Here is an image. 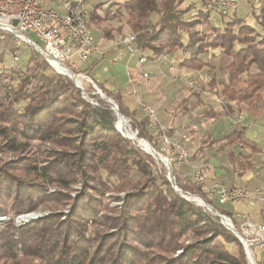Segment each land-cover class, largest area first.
Here are the masks:
<instances>
[{
	"label": "trees",
	"instance_id": "obj_1",
	"mask_svg": "<svg viewBox=\"0 0 264 264\" xmlns=\"http://www.w3.org/2000/svg\"><path fill=\"white\" fill-rule=\"evenodd\" d=\"M198 1L206 11L193 20L186 16L197 12L194 0L129 1L124 6L127 26L149 61L181 51L188 55L181 67L209 68L214 75L202 84V92L236 106L262 104L264 10L261 20L255 17L259 35L236 11L223 29L214 28V0ZM98 10L92 20L99 21ZM154 15L159 19L150 24ZM104 33L114 39L121 29ZM31 49L24 70L0 74V215L9 217L0 228V264H249L236 234L176 192L162 173L164 167L118 131L111 103L93 95L89 84L85 91L99 102L94 106L73 80L57 74ZM217 49V66L202 60ZM97 86L137 137L153 144L150 117L130 111L120 90ZM243 133L237 130L227 141L242 144ZM177 186L214 206L190 178L179 177ZM39 209L51 213L15 226V217Z\"/></svg>",
	"mask_w": 264,
	"mask_h": 264
},
{
	"label": "crops",
	"instance_id": "obj_2",
	"mask_svg": "<svg viewBox=\"0 0 264 264\" xmlns=\"http://www.w3.org/2000/svg\"><path fill=\"white\" fill-rule=\"evenodd\" d=\"M97 1L103 0H95L96 6ZM151 19L158 20L159 16L154 15ZM100 32L96 39L102 53L83 68V72L88 71V75H85L89 79L110 90H120L126 107L139 113V117H143L139 104L145 102L156 110L161 127L172 135H188L190 141L187 148L192 156V164L201 168L209 185L221 183L249 192L264 187V102L254 107L236 106L222 98L226 105V112L221 109L225 113L222 114L216 103L208 104V101H213L209 98L212 96L210 93L202 92L201 89L196 93L189 87V82L197 81V77L202 79L200 83H207L211 79L209 74L214 75L209 68L199 72L181 67V62L188 59V55L181 51L161 62L157 59L148 60L146 65L139 67L136 59L131 58L125 48L115 46L119 39L117 36L116 39H107L105 33ZM207 54L211 55L217 66L221 51ZM171 68H175V71ZM143 73L148 78H144ZM213 98L220 100L217 95H213ZM227 105L232 107L231 110ZM239 116L243 117L242 123L236 121ZM240 129H244L243 143L229 144L227 138ZM175 173L180 178L184 175L193 181L190 177L191 165H182L176 168ZM212 202L238 225L243 218L250 220L256 229L264 225V204L249 202L220 205L216 199ZM261 250L264 251V247L258 253Z\"/></svg>",
	"mask_w": 264,
	"mask_h": 264
},
{
	"label": "built area",
	"instance_id": "obj_3",
	"mask_svg": "<svg viewBox=\"0 0 264 264\" xmlns=\"http://www.w3.org/2000/svg\"><path fill=\"white\" fill-rule=\"evenodd\" d=\"M94 1L0 0V45L6 43L7 37L16 43L26 44L40 54L58 74L64 75L65 73H59L55 67L56 64L63 67L64 72L75 75L76 79H88L97 91L95 94L100 95L101 91L98 86L82 73V68L91 64L102 53L94 35L95 29L92 20L95 10ZM251 3L254 15L260 16L264 10V0H251ZM237 8L238 0H214L210 6V14L211 16L228 17L237 11ZM115 46L125 48L130 57L136 59L139 67L148 63L147 53L137 45V38L133 33L122 35L116 41ZM168 56H161L157 58V61L161 62ZM171 70L175 71V68H171ZM73 72L79 74L76 75ZM143 76L148 78L146 73H143ZM196 85H198L197 81L189 82L191 88ZM81 91L84 98L87 99L88 96L82 85ZM90 102L94 106H99L98 102H94V100H90ZM112 103L113 108L117 106L114 102ZM139 107L150 117L153 124L155 123L157 127H154L160 130L158 137L160 147L157 148L150 144L152 147L150 155L164 167L167 178L176 192L186 199L190 196H199L183 192L177 186L175 169L182 165H191L190 177H192L194 185L209 199H216L220 205L249 202L264 204V187L249 192L221 183L209 185L201 168L192 164V156L187 148V143L190 141L189 136L186 134L169 135L167 130L159 125L157 112L152 106L141 102ZM242 120L243 117L239 116L236 121L242 123ZM182 178L187 177L183 175ZM230 220L233 223L231 218ZM241 222L240 231L235 228L239 233V240L252 257L251 262L249 261L250 264H257L256 254L264 247V225L256 229L250 220L243 218Z\"/></svg>",
	"mask_w": 264,
	"mask_h": 264
},
{
	"label": "rangeland",
	"instance_id": "obj_4",
	"mask_svg": "<svg viewBox=\"0 0 264 264\" xmlns=\"http://www.w3.org/2000/svg\"><path fill=\"white\" fill-rule=\"evenodd\" d=\"M129 1H132V0H129ZM129 1H126V0H103V1H97V5H95V1H94V5L96 7L99 8V18L98 19L99 21H97L96 19L93 20V26H94V29H95V37H99V35L101 34L100 31L104 32L106 30H113L112 27L118 29L120 28L121 29V34L120 35H117L118 38H120L122 35L124 34H127L131 31H128V28H127V11L125 9V4ZM246 2V3H244ZM185 3L186 4H189V0H185ZM194 4L196 5L197 7V12L196 11H192L191 13H189L186 18L189 19V20H193L195 18L198 17V12H205V8L203 7V5L201 4L200 1L198 0H194ZM237 16L239 19L241 20H249L251 23H248L247 21H243L244 23L243 24H246V25H249L251 26L252 28H254L255 30H257L258 28V31H259V35H261V30L259 28V26L257 25V22L255 20V17L258 19V20H261L262 19V15H263V11L261 13L260 16H257V15H254V11H253V6H252V3H251V0H238V8H237V12H236ZM157 19H150L149 22L150 24H153ZM231 20V17L228 16V17H220V16H211L210 18V22L212 24V26L216 29H223L227 23ZM201 34H204L206 35L208 33L207 29L205 27H197ZM238 27H235V30H237ZM115 31V30H114ZM149 31L150 33L153 32V30L151 29V27L147 30ZM132 33V32H131ZM212 33V32H211ZM210 33V34H211ZM215 34H213L214 36ZM31 38H33V36H30ZM116 39V38H115ZM7 42L0 45V56H2V63H0V74L1 73H4V72H12L14 70L16 71H22L24 70L25 66H26V63L27 61L29 60V56H31V54L33 53L32 52V49L27 46L26 44H23L21 42H14L12 39H10L9 37H7ZM119 40V39H118ZM220 49H217V50H211L209 52H216ZM221 51V50H220ZM220 56V55H219ZM16 58H18V61H16ZM205 61H208L209 63H213V59L211 58V55L209 56V54H206L204 57H202ZM219 60V58L217 59ZM214 64V63H213ZM218 65V64H217ZM212 66H215L212 65ZM82 71H83V68H82ZM56 72V71H55ZM57 73V72H56ZM58 74V73H57ZM61 75V74H60ZM65 76V75H63ZM210 78L212 77V74H209ZM208 78V80L210 79ZM218 78H220V80H225V78L221 75L218 74ZM197 81H198V85H196L195 87L191 88L190 86V89L191 90H195L196 93H198V90L200 91V87L202 86L203 81L200 83L199 81H201L202 79H200L199 77L195 78ZM82 80V86H83V89L85 91V86H88L89 84H91L93 86V84L88 80V79H81ZM80 90V89H79ZM81 91V90H80ZM95 92L97 93V91L95 90L94 86H93V92H91L93 95H96L98 96L100 99L104 100V101H111V99L107 98V96L103 93L104 97H102L101 95L99 94H95ZM82 93V91H81ZM85 93L87 94L88 96V100H94V102H98L96 101L95 99L93 98H90V95L85 91ZM215 93H211L212 96H209L210 99H212L213 101H208V104H212V103H216L217 104V108L219 109V112H221V109H223L224 111L226 110V105L223 103V100L221 97L220 100L219 99H215L213 98V95ZM113 101V100H112ZM218 101V102H217ZM99 104V102H98ZM244 106V105H243ZM227 107L231 110L232 107H229L227 105ZM226 112V111H225ZM140 114H142L143 116H147V114L145 112H143L141 109H140ZM222 114H225V113H222ZM122 115V114H121ZM138 116H139V113H138ZM119 121V119H118ZM118 123V122H117ZM128 123V124H127ZM118 125L116 124V127ZM154 126L155 123H154ZM126 127L132 131V133L136 134V132H133L134 130H132V127L130 125V122L129 120L126 119ZM157 127V126H156ZM156 127H151L150 128V133H151V138H152V141H153V144H151L152 146H155L157 148H159L160 146L158 145V137H159V132ZM186 130V129H185ZM190 130V129H189ZM187 131V130H186ZM191 135H193L192 133H190ZM137 135V134H136ZM125 138L129 139L127 136L123 135ZM130 140V139H129ZM134 141V140H132ZM137 142V141H135ZM148 142V141H147ZM150 143V142H149ZM142 147V146H141ZM143 148V147H142ZM12 155H9L7 156V159L8 160H11ZM155 160V158H153ZM160 164V163H159ZM159 166V165H158ZM161 168V167H160ZM163 169V168H161ZM176 171V169H175ZM162 173L165 174L166 178H167V172L163 169ZM177 176V179L179 178L178 175ZM133 177L135 179H137L139 176L136 174V173H133ZM168 180V178H167ZM169 181V180H168ZM169 183L171 184V182L169 181ZM173 186V185H172ZM179 187V186H178ZM181 187V185H180ZM76 189L79 188V186H76L75 187ZM174 189V188H173ZM175 190V189H174ZM184 192V191H183ZM188 193V192H187ZM73 197L76 196V191H74L72 193ZM192 195H196V194H192ZM182 196V195H181ZM189 198H193V197H189ZM203 199V198H202ZM188 200V199H187ZM204 200V199H203ZM188 201H191V200H188ZM205 201V200H204ZM192 202V201H191ZM206 202V201H205ZM193 203V202H192ZM207 203V202H206ZM196 204V203H195ZM209 204V203H208ZM214 208L216 211H218L220 214H222L220 212V210H218V205L216 203H214ZM198 205V204H196ZM217 205V206H216ZM205 209V208H204ZM206 210V209H205ZM64 212L65 213H68V208H65L64 209ZM51 212L46 210V209H39L35 212H31V213H27V214H22L20 216H17L14 218V224L15 226L19 227L23 224H26L28 222H23L21 221L22 220V217L25 218V217H28L27 220L29 219H33V220H38L40 218H43L45 217L46 215L50 214ZM223 215V214H222ZM31 216V217H29ZM21 219V220H20ZM31 220V221H33ZM9 221V217L4 215V214H1L0 215V228H3L5 226V224ZM228 223L230 222L229 220H227ZM235 225V224H234ZM88 227H89V233L93 232L94 231V227H93V224L92 223H89L88 224ZM235 228L240 231V228H239V225L237 224V226L235 225ZM243 245V244H242ZM262 251V250H261ZM260 253H257L256 254V263L257 264H264V251H262ZM250 264V262H249Z\"/></svg>",
	"mask_w": 264,
	"mask_h": 264
},
{
	"label": "bare ground",
	"instance_id": "obj_5",
	"mask_svg": "<svg viewBox=\"0 0 264 264\" xmlns=\"http://www.w3.org/2000/svg\"><path fill=\"white\" fill-rule=\"evenodd\" d=\"M55 67L59 73H66V72H64V68L61 67L60 65L56 64ZM76 83L78 85H82V80L76 79ZM118 129H119V131L124 133L125 136H127L131 141L134 140V141H137L138 143H140V145L143 147L144 151H146L148 154H151V146L149 145V143L146 140L139 139L136 136V134L132 133V131L126 127V120L125 119L124 120L120 119V121L118 123ZM190 197H193V198H189V197H187V198L190 199L193 203L204 206V200L202 198H200L198 196H190ZM29 217H31V216H29ZM27 219H28V217H25V218L22 217V220L21 219L20 220L23 222H30L31 220H33V219H29V220H27ZM224 223L227 226H231L230 222L228 223L227 220H225ZM253 261H254V259H253Z\"/></svg>",
	"mask_w": 264,
	"mask_h": 264
},
{
	"label": "water",
	"instance_id": "obj_6",
	"mask_svg": "<svg viewBox=\"0 0 264 264\" xmlns=\"http://www.w3.org/2000/svg\"><path fill=\"white\" fill-rule=\"evenodd\" d=\"M64 75H65V76H68L71 80H73V82H74V84L76 85V87H77L78 89L81 90V85H78V84L76 83V77H75V75H73V74H71V73H65ZM100 91H101V89H100ZM100 95H101L102 97H104L102 91H101ZM108 102L111 103V104H113L112 102H114V101L111 100V101H108ZM114 103H115V102H114ZM112 109L116 112L119 121H120V119H123V120L125 119V117H124L123 115H121L118 106H115V107L112 108ZM125 120H126V119H125ZM119 121H118V123H119ZM118 123H117V125H118ZM117 129H118V126H117ZM118 131H119V129H118ZM119 132H121V131H119ZM136 136H137V135H136ZM137 143H138V142H137ZM148 143H149V142H148ZM138 145L141 146L140 143H138ZM149 145H150V143H149ZM151 148H152V147H151ZM143 150H144V149H143ZM198 197H200V196H198ZM200 198H201V197H200ZM185 199H186V198H185ZM198 206L205 208L208 212H210L211 214H213V216L217 217V218L220 220V222H221V224H222L223 226H225L227 229H229V230H231L232 232H234V234H236L237 237L239 236V233L236 231V229H235L233 223L231 222L230 218H228V217L225 216V215L220 214L218 211L215 210V208H214L213 206H211L210 204L206 203L205 201H204V206H202V205H198ZM225 220H229L231 226H227V225L224 223ZM238 238H239V237H238ZM245 251H246V255H247L248 260H249V261L252 260V257H251V255H250V253L247 252V250H245ZM250 258H251V259H250ZM250 262H251V261H250Z\"/></svg>",
	"mask_w": 264,
	"mask_h": 264
}]
</instances>
